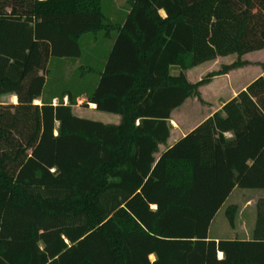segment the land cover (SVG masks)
Here are the masks:
<instances>
[{
    "label": "trees",
    "instance_id": "trees-1",
    "mask_svg": "<svg viewBox=\"0 0 264 264\" xmlns=\"http://www.w3.org/2000/svg\"><path fill=\"white\" fill-rule=\"evenodd\" d=\"M108 1L0 0V97H18L0 103V264H264V198L249 238L209 237L234 189L264 190V64L169 144L172 112L264 49V0ZM81 97L119 123L77 115Z\"/></svg>",
    "mask_w": 264,
    "mask_h": 264
},
{
    "label": "rangeland",
    "instance_id": "rangeland-1",
    "mask_svg": "<svg viewBox=\"0 0 264 264\" xmlns=\"http://www.w3.org/2000/svg\"><path fill=\"white\" fill-rule=\"evenodd\" d=\"M126 0H116L118 7H122ZM109 1L105 0V7H109ZM83 57L81 64L87 67H98L101 63V58L105 56L107 50H105V40L101 37L95 38L93 34L84 37L82 40ZM237 54H230L227 56H220L216 60L205 62L192 69L186 71V75L189 81L196 82L198 78H202L208 72L217 70L222 64H229L237 60ZM242 60L250 62L242 68L233 70L234 78L238 75L244 74L243 79H252L262 70V64H264V49L247 53L241 57ZM180 72L178 66L171 67V73L176 75ZM243 80V81H244ZM225 87L222 91H228V81L226 79H220L213 82L208 89H217V87ZM214 88V89H213ZM17 96V95H16ZM18 99V97H17ZM193 101H197V98H192ZM0 103H14L11 95L1 96ZM77 105H80V109L77 111L80 117L101 121L103 123H119V116L102 112L98 110L91 111L88 109L89 105H86V99L81 97L77 101ZM77 107V106H76ZM96 108V107H95ZM203 110L206 107H202ZM117 118V119H115ZM174 138V137H173ZM163 149V147H162ZM260 198H264V190L261 189H240L233 190L231 195L225 201L222 208L212 221L209 234L211 237L220 238H247L250 237V233L254 224L256 214V203ZM230 207H234V224L231 225L227 216V210Z\"/></svg>",
    "mask_w": 264,
    "mask_h": 264
},
{
    "label": "crops",
    "instance_id": "crops-1",
    "mask_svg": "<svg viewBox=\"0 0 264 264\" xmlns=\"http://www.w3.org/2000/svg\"><path fill=\"white\" fill-rule=\"evenodd\" d=\"M233 72L234 71L230 72L227 75L217 76L213 78L209 84L201 87V96H202L203 102L199 100L192 102L191 100L192 98H189L184 102L183 105H181L179 108L175 109L172 112L171 124L173 128H172L171 138L169 139L170 145H172L173 143H175L182 137L186 136L187 134L191 133L196 127H198L206 119L211 117L215 112L221 110L227 101L235 97L241 90H244L254 79L263 75V69H262L252 79L244 80L243 79L244 74L238 75L234 78ZM41 74L44 75V72H41ZM200 79L201 78H198V80ZM220 79H226L228 81V86H226L228 91L227 90L222 91V89L225 88L223 86L222 87L218 86L217 89L213 88L214 90L207 88L213 82L219 81ZM13 96H16V95H11V97ZM15 103H18V99L17 101H15ZM34 103L41 104L40 98L36 99ZM76 106L74 107V111L78 115L77 111L81 107L80 105H76ZM95 107H96L95 104L90 103L88 109H90L91 111H94L96 110ZM202 107H206V109L203 110ZM209 237L214 238V239H220V237H211L210 234H209ZM218 257L222 258L223 253L219 252Z\"/></svg>",
    "mask_w": 264,
    "mask_h": 264
},
{
    "label": "bare ground",
    "instance_id": "bare-ground-1",
    "mask_svg": "<svg viewBox=\"0 0 264 264\" xmlns=\"http://www.w3.org/2000/svg\"><path fill=\"white\" fill-rule=\"evenodd\" d=\"M36 102H38V101H36Z\"/></svg>",
    "mask_w": 264,
    "mask_h": 264
}]
</instances>
